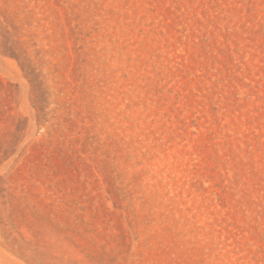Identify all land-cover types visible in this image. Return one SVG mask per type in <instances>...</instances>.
Masks as SVG:
<instances>
[{"label":"rangeland","instance_id":"1","mask_svg":"<svg viewBox=\"0 0 264 264\" xmlns=\"http://www.w3.org/2000/svg\"><path fill=\"white\" fill-rule=\"evenodd\" d=\"M0 264H264V0H0Z\"/></svg>","mask_w":264,"mask_h":264}]
</instances>
